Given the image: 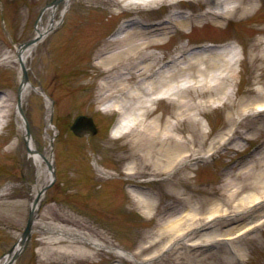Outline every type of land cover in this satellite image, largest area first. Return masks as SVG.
Masks as SVG:
<instances>
[{"label":"rangeland","instance_id":"1","mask_svg":"<svg viewBox=\"0 0 264 264\" xmlns=\"http://www.w3.org/2000/svg\"><path fill=\"white\" fill-rule=\"evenodd\" d=\"M50 1L0 0V88L7 90L3 96L17 92V64L13 61L17 46L34 36L40 20L43 24L51 20L50 11H44ZM127 1L128 6L123 8L121 0H70L65 14H62L61 7L54 15L56 20L61 19L58 27L39 44L29 60V76L37 86L44 85V89L55 99L53 121L59 128L56 130L54 125L49 128V133L55 136L54 175L44 192L37 218L82 230L104 243L132 252L140 261H131L104 248H93L96 254L80 259L77 264H229L231 258V264H264V226L252 234L239 235L233 248L232 243H227L210 249H192L188 243L189 240H214L224 230L238 226L246 218L254 221V210L264 212V199L255 200L250 205L248 197L243 209L234 210L225 204V195L221 193L227 181L245 183L246 178L240 175V171L254 166V160L261 155L264 148V113L250 108L244 114L251 120V127L252 123L256 125L262 121L263 125L256 128L257 131L253 127L241 128L243 132L248 131L246 134L254 135L253 138L239 139L243 145L241 148L235 145L237 139L234 142L228 139L233 133L228 115L235 108L224 104L209 106L196 120H185L183 134L184 138L190 140L187 147L189 155L177 165L175 172L179 179L170 180L174 170L159 175L126 174L124 170L132 158H124L128 148L124 143L128 135H111L110 124L115 109L106 112L104 104L98 100L88 106L89 103L85 104L88 101L83 99L85 89L64 93L66 89L63 86L67 79H71L70 86L76 79L85 82L92 80L95 68L89 61L94 60L96 49L105 40L118 34L128 17L138 16L139 24L162 20L174 9L197 15L200 10L211 8V3L216 0H160L142 4L141 0ZM193 25L191 32H186L181 26L173 36L171 33L174 30L171 31L170 40L155 50L166 58L176 54L181 44L215 41L219 44L232 43L240 57H247L253 42L264 39V0H259L255 8L247 13L233 10L225 22L210 20ZM68 50V56H65ZM3 55L7 56L2 60ZM46 61L48 63L45 65ZM236 69L239 77L234 90L237 89L243 98L258 97L259 92L255 88L264 91V79H257L255 75L260 69L255 68L248 58L238 62ZM67 70L71 72L63 75ZM77 100L83 102L84 106L69 110ZM25 109L32 133L42 148L47 142L45 97L33 91L26 100ZM175 110V102L165 100L158 104L157 113L163 112L164 116L174 119L171 114ZM81 113L94 118L97 127L94 134L77 136L70 129L69 124ZM236 117L237 120L242 118ZM16 128L12 114L9 123L0 130V189L10 183L9 188L0 192V259L18 241L26 225L31 190L38 181L37 169L28 159V149ZM176 141L172 139L171 143L175 144ZM255 142L263 144L254 150L251 146ZM192 148L194 151L190 153ZM210 152L212 155H207ZM197 158L201 160L197 162ZM97 167L108 173H100ZM260 169L262 166L256 167L257 171ZM140 180L142 183L139 184H145L146 188H137L147 191L157 202L151 212L143 211L145 208L135 201L137 193L130 182ZM174 188L187 191V195L195 200L190 207L198 212L188 215L184 221V233L179 235L160 233L170 215L187 208L191 210L190 207L184 210L170 209L176 201L167 191ZM249 190L245 188L235 197V201L248 194ZM215 202H219L224 211L208 217ZM5 217H8V222L4 220ZM48 235L49 232H32L28 246L20 252L14 264H58L56 261L68 260V255L56 251L41 254L47 244L42 240ZM64 243L67 240L59 241L55 246ZM238 248H243L240 260L234 256Z\"/></svg>","mask_w":264,"mask_h":264},{"label":"bare ground","instance_id":"2","mask_svg":"<svg viewBox=\"0 0 264 264\" xmlns=\"http://www.w3.org/2000/svg\"><path fill=\"white\" fill-rule=\"evenodd\" d=\"M69 1L62 0V13H65L69 8ZM126 1L121 0L123 8L128 6ZM159 1L141 0V3ZM257 2L258 0H217L213 3L214 7L204 10L200 15L194 16L190 13L182 15L174 11L160 22L143 24L142 26L138 24V18L133 17L121 25L115 37L105 40L96 49V60L91 62L95 68L92 80L89 81L91 83L76 79L70 86V79L66 80V84L63 86V89H66L64 93L85 89L83 95L89 101L98 100L103 103L106 112L113 108L123 110V115L113 132L116 136L129 135L124 143L128 146L124 158H132L130 164L126 167L128 175L142 176L147 173L159 175L174 170L173 177L169 179H179L175 171L178 163L189 155L187 147L188 142H190L189 139L184 138L183 122L187 119L196 120L198 115L204 113L209 106L214 107L224 104L235 108L234 112L232 111L228 115L229 125L233 126L231 129L233 130L231 134L233 136L230 135L229 140L232 137H238L237 139L253 138V134L244 135L241 128L253 127L257 131L263 125L262 121L256 125L252 123L251 127L249 125L251 120L244 114L250 108L252 110L260 108L264 112V91L256 87L255 89L259 92L258 97L250 98V96H246L243 98L238 94L237 89L234 90L233 86L238 85L239 72L236 69V64L246 58L255 68L260 69L255 74L256 78L264 79V39L255 40L248 49V56H244L243 59L234 50L233 45L190 51L187 45L181 44L177 47L172 60L162 64L165 55L163 56L162 53L155 50L168 41L170 32L178 26L190 31V25L194 23H202L209 19L222 22L229 17L233 10L247 13L255 8ZM61 3L50 8L51 20L47 24H43V21L40 20L34 34V38L38 41L24 49L17 48L18 52L13 58V61L17 64V94H8L7 97L0 95V128L9 123L13 114L19 135H22L26 147L29 149L28 159L32 161L37 169L38 181L31 190V204L40 198L35 207V212L39 208L44 187L52 180L49 166L55 167V136L49 133V128H52V125L57 128L56 130H59V128L53 121L54 105L52 100L48 95H45L46 92L43 88L34 84L31 78L28 81L22 80L21 63H25L29 68V60L37 50L40 41L44 40L59 25L60 19L56 20L54 15L58 12ZM46 11L49 10L46 9ZM68 52L69 50L65 53V56H68ZM6 56L3 55L2 59ZM46 63L48 61L45 62V65ZM69 72L71 71L67 70L63 75ZM33 91L40 92L46 97L45 139L47 142L42 148L38 147V138L30 128H26L22 110ZM164 99H171L175 102L176 110L171 114L174 119L164 116L163 112L157 113L158 104ZM79 102L72 103L69 110L77 107ZM237 115L242 118L237 120ZM172 139L177 140L175 144L171 143ZM240 143L238 140L235 145L240 147ZM224 144L227 145V142ZM10 146L14 145L11 144ZM193 151L194 148L190 150V153ZM260 153L261 155L254 160L256 163L254 166H248L240 171V175L246 178L245 183L230 180L225 182L221 188V193L225 195L223 199L225 204L234 210L243 209L247 204L246 202H248V197L251 201L250 205L255 200L264 199V148ZM96 162H98V159H96ZM257 166H262V169L257 171ZM97 169L102 174L107 173L99 167ZM9 184L0 192L9 187ZM231 186L233 188L230 189ZM245 188L251 189L250 192L240 196L235 201V197ZM137 193L136 203L148 212H151L157 206L155 198L148 195L147 191H138ZM167 193L173 196L176 201L170 209L180 210L182 208L181 210H184L195 201L187 195V191L178 190L177 188L170 192L167 191ZM196 200L198 201V197ZM191 207V210L187 208V210L180 211L176 215H170L166 222L167 225L160 230V233L183 234L186 226L184 225L185 219L188 215L198 213L196 209L192 210ZM221 211L224 210L220 207L219 202L212 203L208 217H212V214ZM254 212V221L251 222L246 218L238 226H232L233 228L224 230L219 239L222 242V239H225L229 243L237 235L247 233L251 227L264 225V212L261 209L254 210ZM4 220L7 221L8 217H5ZM161 222H164V220H161ZM35 231L41 234L50 233L42 240V243H47L41 251L42 255L58 252L69 256L66 261H56L58 264H77L80 259L93 257L96 254L93 248H104L117 255L137 261L130 251L113 244L104 243L82 230L67 225L35 218L33 232ZM63 240H67V243L55 246ZM20 241L17 242L12 251H8L1 258L0 264H13L11 259L20 251ZM242 250L243 248H238V252L235 253L234 256L237 260L241 259ZM230 260L233 262L232 258ZM231 261L228 263L231 264Z\"/></svg>","mask_w":264,"mask_h":264},{"label":"water","instance_id":"3","mask_svg":"<svg viewBox=\"0 0 264 264\" xmlns=\"http://www.w3.org/2000/svg\"><path fill=\"white\" fill-rule=\"evenodd\" d=\"M81 126V117L77 120V122L74 124L73 128L75 129V131L79 132V128ZM31 216H32V213H31ZM30 222H31V219H30ZM30 230V223L28 224V227L26 229V233H28Z\"/></svg>","mask_w":264,"mask_h":264}]
</instances>
